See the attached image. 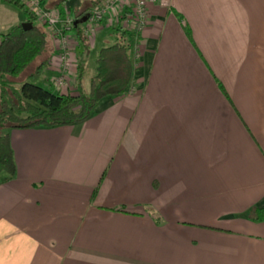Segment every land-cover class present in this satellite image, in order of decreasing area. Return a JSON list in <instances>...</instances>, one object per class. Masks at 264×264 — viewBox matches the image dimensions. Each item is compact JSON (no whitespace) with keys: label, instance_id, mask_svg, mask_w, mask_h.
Instances as JSON below:
<instances>
[{"label":"crops","instance_id":"obj_1","mask_svg":"<svg viewBox=\"0 0 264 264\" xmlns=\"http://www.w3.org/2000/svg\"><path fill=\"white\" fill-rule=\"evenodd\" d=\"M81 1L54 5L74 24L71 92L81 35L96 54L117 20L89 27ZM146 14L127 92L80 123L8 129L0 264H264V220L247 214L264 206V0H159ZM19 18L0 0V34ZM40 22L33 68L55 75Z\"/></svg>","mask_w":264,"mask_h":264},{"label":"trees","instance_id":"obj_2","mask_svg":"<svg viewBox=\"0 0 264 264\" xmlns=\"http://www.w3.org/2000/svg\"><path fill=\"white\" fill-rule=\"evenodd\" d=\"M5 1L20 8L26 16L23 22L27 23L23 26L14 24L0 34V183L15 174L8 129L80 123L92 114L94 105L101 98L127 92L137 63L132 46L138 40V35L121 25L119 18L113 26L111 43L96 50L94 72L88 78L85 91L44 88L34 82L40 73L37 69L28 74L29 79L17 85L20 72L42 51L46 31L33 22L36 16L24 8L21 0ZM101 1H81L77 7L78 15H86ZM55 7L63 12L62 8ZM3 126L6 130L2 132ZM247 214L251 220H264V206L255 205Z\"/></svg>","mask_w":264,"mask_h":264},{"label":"built area","instance_id":"obj_3","mask_svg":"<svg viewBox=\"0 0 264 264\" xmlns=\"http://www.w3.org/2000/svg\"><path fill=\"white\" fill-rule=\"evenodd\" d=\"M159 0H102L97 6L86 12L85 21L89 27L96 25L107 14H116L117 20L121 18V25L130 28L134 35H139L141 28L146 21L147 4L156 3ZM24 8L27 6L29 12L39 18L47 25L55 39L57 47L58 63L56 74L51 82L55 86H62L66 81V75L69 70L67 61L68 41L66 31L73 26V20L68 11L61 14L56 8H47L42 5L40 0H21ZM116 20V21H117ZM116 24V23H115ZM89 28L85 27V32ZM139 48L137 41L132 46L133 57L138 60L139 54L136 50Z\"/></svg>","mask_w":264,"mask_h":264},{"label":"rangeland","instance_id":"obj_4","mask_svg":"<svg viewBox=\"0 0 264 264\" xmlns=\"http://www.w3.org/2000/svg\"><path fill=\"white\" fill-rule=\"evenodd\" d=\"M65 1L66 0H40V2L42 3V5L44 7H47V8H56L54 5H61V6H64L65 4ZM26 9H27V6H25ZM19 9V12H20V15H21V18H19V20H17L18 22L16 23H21L24 21L25 19V14L24 12L20 9ZM71 13V12H70ZM7 14V13H6ZM13 19V15H11L10 17V20L9 21H12ZM33 22L41 27L44 28V30L46 31V28L43 24H41L40 20L38 17H35L32 19ZM49 28V27H48ZM50 30V28H49ZM47 32V31H46ZM51 32V30H50ZM105 32V31H104ZM106 32L110 33L112 32L111 29H108L106 30ZM105 37H110L109 34H106ZM45 45H48L49 44V38H48V34H47V37H46V41H45ZM105 43H108V42H105ZM138 43V42H137ZM99 45V44H98ZM97 47V45H96ZM96 47L93 48V44L90 43L87 35L83 34L81 35L80 39H79V46L76 48V55H77V59L78 61L80 62V65L82 67V72L81 74L79 75V78L77 79V81L79 82L80 84V89L82 91H85L87 89V86H88V78L91 74H93L94 72V56H95V49ZM139 48L136 50V52H138V54L140 53L139 52ZM38 58H40V55H37L35 57V59L33 61H31L21 72L20 74L18 75L17 77V85L20 83V81L22 80H25V79H29V76L28 74L29 73H32L34 71V68H33V65L35 64L36 60H38ZM53 73L51 70L43 67L40 71L39 74H37V77L35 78L34 82L44 88H48L52 91H64L66 89V86H55L52 84L51 82V77ZM6 130V127L3 126L1 127V131H5Z\"/></svg>","mask_w":264,"mask_h":264},{"label":"water","instance_id":"obj_5","mask_svg":"<svg viewBox=\"0 0 264 264\" xmlns=\"http://www.w3.org/2000/svg\"><path fill=\"white\" fill-rule=\"evenodd\" d=\"M24 23H27V22H21V25L23 26V25H24Z\"/></svg>","mask_w":264,"mask_h":264}]
</instances>
